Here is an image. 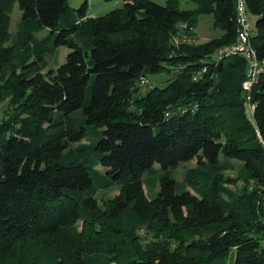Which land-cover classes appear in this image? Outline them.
I'll use <instances>...</instances> for the list:
<instances>
[{
  "label": "trees",
  "instance_id": "1",
  "mask_svg": "<svg viewBox=\"0 0 264 264\" xmlns=\"http://www.w3.org/2000/svg\"><path fill=\"white\" fill-rule=\"evenodd\" d=\"M189 1L124 0L89 18L87 3L0 0V264H35L26 248L38 242L54 247L55 264H264V77L248 93L243 57L214 60L237 41L236 1ZM245 1L264 61V0ZM207 15L219 36L173 43ZM62 46L65 62L47 70ZM162 72L166 86H147ZM193 160L178 183L170 170ZM237 163L255 188L227 186L242 182L225 175ZM156 164L161 188L149 199L143 177ZM115 184L104 219L95 194ZM125 212L152 237L119 226Z\"/></svg>",
  "mask_w": 264,
  "mask_h": 264
},
{
  "label": "rangeland",
  "instance_id": "2",
  "mask_svg": "<svg viewBox=\"0 0 264 264\" xmlns=\"http://www.w3.org/2000/svg\"><path fill=\"white\" fill-rule=\"evenodd\" d=\"M160 4H165V0H152ZM69 5L71 8L75 10H79L81 6L85 3L88 4L87 7V16L89 18L99 17L103 16L117 8H120L124 2V0H68ZM180 7L183 10H191L195 8V5L193 2L189 0H180ZM22 19V12L19 9V7H16L14 10L12 16H11V24L9 29V38L6 43L7 46H14L15 40L17 38L18 32H19V24L21 23ZM249 23L251 26L252 31L255 30V18L251 15H249ZM49 30H45L44 32L37 35L38 39H42L45 37H49L50 35ZM220 35V31L214 28V18L213 15H207L200 17L197 26H192L189 23H184L180 25V33L176 35V38H174L173 43L177 44V46H182L183 44H201L206 43L212 40L213 38H216ZM70 49L68 47H59L56 49V52L53 53V55L46 56L47 60V70L48 69H57L58 66L63 64L65 62L66 56L69 54ZM149 81L147 83V86L150 85V87L159 86L164 87L167 85L168 80L170 78V74L167 72L162 73H156V74H150L149 75ZM148 87L144 88L145 91ZM245 111L248 119L250 121L252 120L253 116V105L251 103L245 104ZM91 140H99V135L94 133L91 137ZM227 158L223 153H220V161L224 162ZM238 162V161H234ZM241 164V165H240ZM196 165V160L190 161V162H182L177 167L172 168L170 170L171 176L178 182L182 183L185 180V173L188 169L194 167ZM242 163L236 164V169L234 171H227L225 175L229 177L230 179L234 181H242L235 185V183H228L227 186L232 189L233 191H240V188H243L245 186L250 185L251 188H255L254 183H249V181H246L245 178H243V173H241V166ZM98 171L105 172V169H103L102 166H98L96 168ZM153 170V172H152ZM152 170L147 171L144 174L143 180H144V188L147 193V197L149 199H154L158 196V193L160 191L161 185H160V176L162 175V171L160 167L156 164L154 165V168ZM245 183V184H243ZM242 187H241V186ZM236 186H240L237 188ZM178 192H180V188H178ZM119 194V185L115 184L110 189H97L95 197L98 201V213L100 216L104 219H106L107 216V208L110 204V202L115 199V197ZM264 202V195L262 196V201L260 199V204H263ZM115 221V220H114ZM116 223L123 227L124 229H128V231H131L132 235L136 234L140 238H147L149 234V230L145 223L139 219L137 216H135L132 212H125L120 218L116 220ZM150 238L152 237L151 234H149ZM26 251L28 253V256H31L33 259L36 260L34 262L35 264H55V254L54 247L51 248H45L43 246V243H33L30 244Z\"/></svg>",
  "mask_w": 264,
  "mask_h": 264
},
{
  "label": "built area",
  "instance_id": "3",
  "mask_svg": "<svg viewBox=\"0 0 264 264\" xmlns=\"http://www.w3.org/2000/svg\"><path fill=\"white\" fill-rule=\"evenodd\" d=\"M237 11V41L231 45L218 48L214 54V60L219 61L222 58H227L233 55L243 57L247 62V77L243 83V89L250 92L251 88L258 80L264 77V61L259 60L254 47L252 46L251 38L253 31L249 23V13L245 0H235ZM205 70L203 71V73ZM250 103V99L247 98ZM254 111V107H253ZM264 208V202H263Z\"/></svg>",
  "mask_w": 264,
  "mask_h": 264
}]
</instances>
